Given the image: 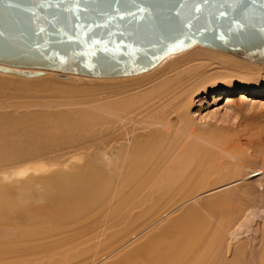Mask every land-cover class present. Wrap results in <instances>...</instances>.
Masks as SVG:
<instances>
[{"label": "rangeland", "instance_id": "374dc122", "mask_svg": "<svg viewBox=\"0 0 264 264\" xmlns=\"http://www.w3.org/2000/svg\"><path fill=\"white\" fill-rule=\"evenodd\" d=\"M205 49L195 45L182 53H177L179 55L168 56L171 61L167 62L168 58H165V61H161L152 70L132 77L94 79L73 75H58L48 71L42 72L36 77L25 78L13 73L0 72V199L3 198L4 203L0 207V264H109L118 257L117 255L123 253L120 250L108 257L106 256V258L103 256L105 255L103 252L93 254L96 250L95 247L100 245L98 240L102 242L105 237H99L98 240L94 239V243L92 242L93 246L95 245L94 247L88 242L94 249L91 251L90 247L87 248L90 250L89 252L85 248L88 243H84V245L80 243L85 246L82 248L78 244L79 240L76 241L77 244L72 242L71 245L66 242L69 245L65 244L64 248L60 244L62 248L56 246V239L61 238V235L44 239V241L35 244L26 239L28 232L35 226L34 215L31 212H34V214L39 211V214H42V212L44 214L54 213L48 208L47 203L49 202L46 199V194L53 195L57 189L55 182L49 178L27 181L29 185L22 186L23 184L20 181H16L19 177L14 175L15 172L29 164L46 163L55 166L56 169L58 168L59 173L57 174L60 176L73 177L76 175L75 169L84 167L89 162L86 168L91 169L92 167V170H99L104 176H108L112 172L105 168L106 158L110 156L113 158L117 154H121L123 147L129 146L130 141L138 139L139 143L144 142L147 139L146 137H149L150 130L158 126L148 127L149 122L145 119L141 121L139 115L134 117L128 115V119L117 121L114 124L103 122L96 124L95 127L93 125L85 126L84 123H81L82 121H78V116L83 111L84 114L95 113L96 111L93 108L94 111L91 109L92 106H102L114 101H128L130 98L146 95L152 89L156 90L158 85L168 79H174L178 73L180 77H184L182 86L175 92H171L170 98L167 96L168 99L164 98L157 104L154 103L153 112L155 115L171 120V124L175 127L178 125L177 120L181 119L188 129H194L195 133L203 136L212 145L196 140L195 142L191 141V144L188 142L175 144L173 138L175 131L171 130L173 133L171 132L172 136L167 137L168 140L169 138L171 140L165 146L166 149L161 147L156 152L148 150L151 153L149 152L145 156L142 155V158H140L142 163L147 161V164L145 169L142 170L140 178L135 180L137 182L153 181L154 184L155 181H162V185L165 186L173 181H185L187 175L194 177L197 173L203 174V171L207 169L212 170L210 171L212 176L216 175L218 164L225 159V155H223L225 150L244 153L246 160L254 164L264 159V65L252 63L224 52ZM12 69L13 71H22L21 69ZM29 72L34 73L35 70H29ZM174 97L176 98L172 101ZM76 111L80 112L77 115L75 114L76 117L73 118L77 121L72 122L74 125L66 126L65 121L69 118L68 115ZM111 118L113 119V117L109 119ZM131 118H135L140 124L132 122ZM72 129H74L73 134H71ZM75 131H78V133ZM74 137L76 138L74 139ZM167 139L166 143L168 142ZM246 142H248L247 146L250 144L248 149ZM113 145H115L114 148ZM231 145L234 149H230ZM172 147L173 149L170 150ZM219 147H221V150ZM259 155H262L263 158L260 159ZM75 157H81L83 164L72 163L69 169L65 170L63 165ZM172 165L173 167H171ZM171 168L172 170H170ZM206 177L200 178L203 179L201 184L203 188L205 187L204 189L207 187L206 190L202 188L200 191V188L198 193L195 192L194 188L197 185L193 183L191 184L193 192L190 196H186L187 198L184 199L176 196L173 204H165V207L159 211L152 224L146 226V221L137 222L139 224L138 230L141 227L145 228L140 230L141 234L139 236L130 239L131 243L128 244L132 246L141 243L144 237L157 232L160 228H168L174 219L186 220L192 211L206 217L205 210L207 206L213 205V203L226 196L223 193L221 194V191H214V193L210 191L215 186L213 187L210 181L209 183L205 181ZM12 179L14 180L10 181ZM111 180L118 183L116 180L122 181V178L117 179V177H114ZM158 187L156 189L157 194L162 195L164 192ZM115 195L116 190L109 197L112 204L117 201L118 196ZM113 197H115L114 201ZM22 201H25V203L21 204ZM120 205H117V203L116 206L118 207L114 205V213L112 210L114 206L110 207V211L109 209L106 210L108 211L107 214L111 212L108 215L111 220H106V227L101 223L100 226L97 225L98 228H95L96 233H104L102 231L105 228V234L108 236L109 231L114 230L113 228H121L119 225H115L116 222L119 223L121 220L120 218L118 220L116 216L121 217L124 215L121 214L124 213V208H121ZM102 209V211L100 210L101 213L105 211V208ZM120 209H122L121 213ZM112 213L114 215L120 213L121 216L118 214L114 217ZM113 220L116 221L113 222ZM41 223L45 226L51 224H44V221H41ZM141 224L143 225L140 226ZM66 225V228H68L70 224H65L63 227ZM71 225L73 227L72 223ZM111 227L112 230H110ZM107 231L108 233H106ZM70 232L71 230H68V233ZM93 260L95 261L93 262Z\"/></svg>", "mask_w": 264, "mask_h": 264}, {"label": "bare ground", "instance_id": "6f19581e", "mask_svg": "<svg viewBox=\"0 0 264 264\" xmlns=\"http://www.w3.org/2000/svg\"><path fill=\"white\" fill-rule=\"evenodd\" d=\"M202 48L205 49V47ZM206 49L208 50L209 48ZM210 50L212 51L214 49ZM167 58L168 56L166 57V59ZM169 58L166 60L167 62L169 60L171 61V59ZM0 66H2L0 67V69L5 70L4 72L0 71L1 73H13L20 77H23L21 75H18L20 73L33 74L29 72V70H35L21 69L22 71H13V69L10 67H6L3 65ZM36 71L37 70H35L34 73H36ZM42 72L48 71H41L39 73ZM183 78L184 77H180L178 73V75H176L174 79H168L166 82L158 85V88H155L156 90L152 89L150 93L146 95H141L132 99L130 98V100H125L123 102L114 101L102 106L95 105L92 106L91 109L93 108L97 113L95 112L92 114H84L83 111V113L78 116V121H82L81 123H84L85 126L93 125L95 127L96 124H101L103 122H105V124H114L117 121L128 119V115L132 117H134L135 115H139L141 121L142 119H145L149 122L148 127L152 125L159 126H156L154 129L150 130V135L149 137H146L147 139L144 142L142 141V143H139L138 139L136 138V141H130L131 143L129 146L126 145L127 147H123V151L121 154H117V156H114L113 158L111 156L106 158L107 161L105 164V168L112 172L111 175L104 176V174H102L99 170L94 171L92 170V167L91 169H89V167L86 168V165L89 162H86L87 164H85L84 167L75 169L76 175H74L73 177L60 176L59 174H57L59 173V171H57L58 168L56 169L55 166L47 165L46 163L29 164L14 173L16 177H21V179L18 178L19 180L17 179L16 181H20V183L23 184L22 186H28L29 183L27 181H37L38 179L49 178L51 179V181L55 182L57 189L53 195L46 194V199L49 202H46L48 204V208H50V211H53L54 213L44 214L42 212V214H39V211L37 214H34V212H31L34 215L35 226L30 230V232H28L29 234L26 239L30 240L32 244H35L36 242L44 241V239L61 235V238L56 239L58 243L56 242V240L55 242L56 246L58 245V247H61L60 245H63L64 248V245L68 244L66 242H69L71 245L72 242H76L79 240L80 242L78 244L80 246V243H83L82 245L88 242L92 244L94 239L98 240L99 237H105L102 242L101 240H98L100 241V245H98L99 247H95L96 250L95 252H93V254L103 252V254H105L103 256H105L106 258V256L108 257L115 252H118L120 250L123 251L121 255H117L118 257L116 256L117 258H115V260L109 264H264V159H262V155H259L262 161L254 164L248 162L246 160L245 154L241 153L240 151H238L240 153H234V151L232 152V150H225V154H223L225 155V159L223 160V162L218 164V173L216 175H213L214 177L212 176V172H210L212 170L207 169L205 171L202 170L204 172L203 174L197 173L194 175V177L191 175H187V179L185 181H173L165 186L162 185V181H155L156 183L154 182V184L153 181H135L136 179L140 178V176L142 175V170L145 169V165L147 164V161L144 162L145 164L142 163V159L140 161L142 155L145 156L146 154H149L150 151L156 152L157 150H160L161 147L167 146L171 140L170 138L168 140L167 137H169V135L172 136L173 133V131L171 130L175 131L173 137L175 144L178 142L190 143L191 141L195 142L196 140L202 143L205 142V144L209 143L210 145H212V143L206 141L203 136L195 133L194 129H188L187 125H185L184 122L181 121V119L177 120L178 125L175 127L173 124H171V120L166 119V117H164L163 115L162 116L164 118L155 115L153 112L154 103L157 104L160 100H164V98H167V96H169L171 92H175V90L182 86ZM175 98L176 97H174L172 101L175 100ZM93 109L92 111H94ZM80 112L76 111L69 114V118L65 121L66 126L72 124L73 121H77L75 119L73 120V118L76 117L75 114L77 115ZM108 117H113V119L115 118V120H113L112 118L109 119ZM130 120L136 124H140V122L135 120V118H131ZM77 127H75V129H77ZM72 130L73 132L71 134L74 133V129ZM76 133H78V131ZM81 134L83 133L81 132ZM75 138L76 137H74V139ZM166 139L168 141L167 143ZM247 143L248 142H246V146ZM249 145L250 144H248V146ZM231 146L230 149H234L233 146ZM112 147L114 148L115 145H113ZM220 148L221 147H219V149ZM172 149L173 147L170 150ZM238 149L239 147L237 148V150ZM148 150L150 151L148 152ZM142 152L143 154H141ZM72 163L81 164L82 158L75 157L67 161L63 165V168L65 170L69 169ZM171 167H173V165ZM170 170H172V168ZM205 176H207V179L205 181H208V183L210 181V183H212L211 185H213V187L215 186V188L210 191H213V193L214 191H221V194L223 193L224 195H226L223 199H219L218 201L213 203V205L207 206L205 210L206 217L202 216L196 211H192L190 212V216H188L190 218L187 217V219L183 221L174 219L175 221L173 220L168 228H160L157 232L144 237V240L141 243H137L136 245L134 244L132 246L128 244L131 241L130 239L139 236L141 234L140 230H142V228H145L141 227L138 230L139 224H137V222L140 223L142 221H146V226H148V224L150 223L152 224L159 211L163 209V207H165V204H173V200L175 201L176 196H179L183 199L186 196H190V194L193 192L191 189V184L193 183L194 185H197L196 188H194L195 192L198 193L200 188L201 191L203 188L201 184L203 179L201 180L200 178H205ZM114 177H117V179L122 178V181L116 180L118 181V183H114V181L111 180ZM211 177L213 178L211 179ZM193 179H195V181H193ZM13 180L14 179L10 181ZM126 181L128 182L126 183ZM131 181H133V183H131ZM138 183H140V185H138ZM132 187H134L133 190H131ZM157 187L161 188L162 192H164L163 194L161 193L162 195L157 194ZM115 190L118 197L115 195L117 197V201H114L115 197H113L114 202L112 204V200L109 199V197L113 195ZM122 198L123 200H121ZM20 203L23 204L25 203V201H22ZM116 203L117 205L121 204L120 207L124 208V213H121L122 209H120V213L124 215L121 216L120 213H117L115 215L113 214ZM3 204V198H1L0 207H2ZM101 207L105 208V211H103L102 213L101 211L103 209ZM110 207H113L112 215H114V217L120 214L121 217H116H118V220L119 218L121 220L119 221V223L116 222L115 225H119V227L121 228H116L118 230L115 232H113L114 230H116L115 228H113V231L108 230L109 233L108 231L106 232L108 233L107 236V234H105L106 229L102 226L101 228H104L105 230L103 229V231H99H102L104 233L101 234V232H97L99 234L98 235L95 232V228H98L97 225L100 226V223L101 225H105L106 227L107 221L109 219L108 215L111 213L109 212V214H107L108 211L106 210L109 209L110 211ZM99 217H101V220L99 219ZM114 217L111 218L113 219ZM41 221H44V224H51L45 226L42 225ZM115 221L113 220V222ZM71 223L73 224V227ZM65 224H70L71 226L68 225V228H66L67 225L63 227V225ZM143 224H141L140 226H142ZM68 230H71V232L68 233ZM110 230H112V227ZM52 244L54 243L52 242ZM88 245L89 243L86 244V247L82 246V248L85 247L87 251V248L90 247V250L93 251L94 249H92L91 247L93 246V244L91 246ZM52 247L54 248V246ZM90 250H88V252ZM94 261L95 260H93V262Z\"/></svg>", "mask_w": 264, "mask_h": 264}, {"label": "water", "instance_id": "95a60500", "mask_svg": "<svg viewBox=\"0 0 264 264\" xmlns=\"http://www.w3.org/2000/svg\"><path fill=\"white\" fill-rule=\"evenodd\" d=\"M195 44L264 64V0H0V65L23 77L135 76Z\"/></svg>", "mask_w": 264, "mask_h": 264}]
</instances>
